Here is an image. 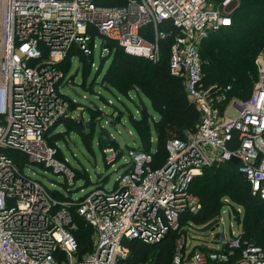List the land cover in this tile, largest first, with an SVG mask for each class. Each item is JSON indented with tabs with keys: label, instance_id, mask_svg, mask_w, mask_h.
Returning a JSON list of instances; mask_svg holds the SVG:
<instances>
[{
	"label": "built area",
	"instance_id": "built-area-1",
	"mask_svg": "<svg viewBox=\"0 0 264 264\" xmlns=\"http://www.w3.org/2000/svg\"><path fill=\"white\" fill-rule=\"evenodd\" d=\"M107 3L0 0V264H120L126 252L123 242L155 245L170 232H178L170 264H264V249L243 242L241 233L229 239L213 233L212 245L187 248L183 228L193 224L180 225L183 214L195 215L200 209L190 191L192 181L203 169L233 157L239 160L251 196L264 201V62L251 96L238 104L229 102L233 116L222 117L217 111L227 101L230 87L216 90L202 83L199 44L232 25V9L238 2ZM170 29L176 34L168 70L183 79L200 119L184 139L167 142L161 167L152 168V150L128 149V162L113 188L96 186L76 201L56 197L23 173L10 151L21 153L27 164L62 176L68 192L74 186L75 173L67 159L59 157L57 142L47 143L48 131L61 127V119L84 122L81 107L70 112V102L78 103L63 95L62 85L68 82L57 68L72 48L91 56L93 37L100 35L126 55L156 63L159 42ZM102 51L107 53V46ZM102 154L108 162L120 152L108 147ZM73 215L83 219L95 236L93 250L81 256L71 232Z\"/></svg>",
	"mask_w": 264,
	"mask_h": 264
},
{
	"label": "trees",
	"instance_id": "trees-1",
	"mask_svg": "<svg viewBox=\"0 0 264 264\" xmlns=\"http://www.w3.org/2000/svg\"><path fill=\"white\" fill-rule=\"evenodd\" d=\"M107 2L109 6L124 4V0H107ZM235 13L236 15L234 14V17H231L232 25L228 28H223L226 31L228 30L227 33L230 32L229 35L220 36L214 32L216 34L207 39L210 50L205 52V56L202 58V83L204 86L214 87L216 90L228 86L231 88L227 94L228 99L234 95L233 91L237 90L236 99L244 101L249 98V95H246V91L251 87V80L255 79V74H257L255 73L256 71L254 72L256 67L254 66V69L252 66V59L259 49H264V0H240V6ZM170 30V34L159 42L162 59L158 63L152 64L147 60L128 56L115 42L109 41V44H107V55L100 60L99 64V68L103 67L106 59L111 58V64L103 76L104 83L112 85L117 91L123 93L120 84L129 79L133 80L129 90L133 91L136 89L138 95L143 97L141 95L143 94L148 99L151 111L156 118L150 114L147 106L142 103L139 107V118L136 119L130 116V121L137 132L138 145L136 148L142 149L144 152H150L152 148L149 121L151 122L154 130L153 135L156 139V151L152 155V168L154 169L161 167L166 160L163 159L164 161L160 162L164 154L167 156V142L175 139H184L187 133L196 129L200 119L197 108L187 99L183 79L174 77L169 73L167 62L169 48L176 34L175 29ZM236 32L240 33V36H235ZM204 49L206 48L202 45L200 51ZM72 56L79 58V67H82V71L84 69L82 66L83 62L88 60L89 67L93 62V55L85 56L76 48H72L57 67L65 77L69 71ZM89 73L90 71L87 75L83 73L84 82ZM250 77L252 79H249ZM75 108L76 104L70 102V112H73ZM83 112L88 114L89 120H91L94 114L99 111L92 106H87ZM58 124L62 125L66 131L64 133H54L55 127L50 129L47 138L48 144L53 145L55 142L64 140L63 138L71 127L73 130H70L69 133L76 131L82 145L89 152H92L91 143L94 142L96 125L92 126L89 123L91 131L86 132V128L82 131L81 127L77 125V120H73L70 117L61 119ZM112 146L117 147L115 142ZM98 147L100 150L103 149L99 144ZM9 156L15 164L22 165L25 160L24 156L19 152L10 151ZM158 162L160 163L158 164ZM227 163L232 166L233 170L237 169L236 164ZM209 169L210 167H207L202 170V172L206 171L205 174L207 176L202 173L190 185V191L200 201L198 213L195 215L183 214L180 218V225L184 226L186 222H191L209 230L217 222L215 218L220 213L221 200L228 196L231 202L244 209L245 220L242 223L241 240L264 249V201L251 196L249 186L242 174L239 173L243 180L238 179V176L235 175L231 176L229 181L220 184L219 177H222L223 172L211 174ZM199 184L203 185V187L200 188ZM54 194L57 197V192ZM72 221L77 227L75 235L74 232L72 234L78 243L79 255H85L83 250L91 251L86 246L89 229L84 224L86 222L76 215H73ZM174 236H178V232L168 233L161 243L155 245H145L135 241L130 242L136 243V246L131 256L127 258L126 263L141 264L143 259L151 255L157 248V253L154 254L153 260L150 261L151 264H169L174 253Z\"/></svg>",
	"mask_w": 264,
	"mask_h": 264
},
{
	"label": "rangeland",
	"instance_id": "rangeland-1",
	"mask_svg": "<svg viewBox=\"0 0 264 264\" xmlns=\"http://www.w3.org/2000/svg\"><path fill=\"white\" fill-rule=\"evenodd\" d=\"M210 1H212L215 5H218L220 2H222V0H210ZM236 1L238 2V4L233 7L231 17H234L233 16L234 14L236 15L235 11L240 6V0H236ZM227 32L228 30L226 31L223 29L216 33H218L220 36H223L226 34L228 35L230 34V32L229 33ZM216 33L209 34L207 39H209V37H213V34ZM236 35L240 36V33L236 32L235 36ZM93 39H94L93 43L95 47L92 56L93 62L91 63L90 67L88 66V62H87L88 60H86L85 62L82 63V66L84 68L82 71V67L81 66L79 67V58L77 56H72L70 60V68L65 77V82L67 81L68 83L62 85L63 95H65L70 100L76 101V103H78L76 107H81L84 111L85 107L92 106L99 111L98 113L94 114L91 120H89L88 114L83 115L84 122L91 123L92 126L96 125L94 130V142L91 143L92 152H89L82 145L81 139L76 134V131L69 133L70 130H73L71 127L67 135H65V137L63 138L64 140L57 142L56 146L59 149V157L67 159L69 167L75 173L76 180L74 182V186L71 187L70 192H68L65 188V182L62 176H57L52 172L43 169L40 166L27 164L26 160H24L22 165H19L18 163L16 164L20 169H23V173L25 175H28L31 178L39 181L49 191L57 192V195L59 194L61 198L65 199L67 197L68 199H71L73 201H76L88 195L96 188V186H103L105 187V189L108 190L113 188L115 182L123 172L122 169L123 166H125V164L128 162V157H127L128 148H136V146L138 145V141L136 137L137 132L134 130L133 123L130 121V116L136 119L139 118L140 116L139 107L142 105V103H144L147 106L150 114L156 118V116L153 115L151 111L150 103L148 99L143 94H141L143 97L138 95V91L136 89L133 91L129 90L130 86L133 83V80L129 79L120 84V88L123 93L117 91L112 85L103 82V76L111 64L110 63L111 58L106 59V62L103 65V67L99 68V64H100V60L103 57H106L107 55L106 52L102 51V47L107 46V44H109V40L101 37L100 35H95ZM207 39L203 40L202 43L199 44V49L202 45L203 47L206 48L203 51H199L201 58L205 56V52H208V50H210ZM263 52L264 49H259L255 53L252 59V66L256 67V70H254V72L256 71L255 73L257 74H255V79H252V77L249 78L252 79L251 87L247 89L246 95L251 96V94L253 93L254 89L258 84L259 67L261 66V62H264ZM161 59H162V54H161V50L159 49V59L156 63L161 61ZM150 63L153 64V62ZM89 71H90L89 76H87V79L84 82L82 75L83 73L87 75ZM223 88L224 87L220 88L219 90ZM236 91L237 90L233 91L235 96L233 95L234 97L232 96L230 99H227V101L224 103L225 105L223 104L217 110L219 114L222 115V117L223 115L224 116L232 115V114L235 115V112L232 109H229L228 107H230L229 106L230 101H234V103L237 102L238 104L239 100L236 99L237 98ZM199 117H200V113H199ZM109 123H111L112 126ZM84 124L85 123H83L80 126L82 131L86 128ZM149 126L152 135L150 140L152 143L151 150L152 153H155L156 139L155 136L153 135L154 130L150 121H149ZM65 131H66L65 128L61 126L56 128L54 130V133H64ZM90 131L86 129V132H90ZM99 131H106L109 134V136L111 135L113 136L110 138L113 140V143L115 142V146L117 147H113L111 145L110 148L112 147L113 149L116 150L118 149V152H120V154L113 161L107 162L103 157L102 150H100V148L98 147L97 134ZM166 158L167 156L166 154H164L160 162H162V160L163 159L165 160ZM160 162H158V164ZM236 165H237V169L233 170L231 168L232 166L229 165V163L221 162L212 165V167H210L209 170L211 174L216 172H223L222 177L221 178L219 177L220 179L219 182L220 184H224L223 182L229 181L231 176L237 175L238 179L242 178L239 174L240 173L239 163ZM205 172L206 171L201 172L200 174H198V176H200L202 173L203 175L207 176ZM203 179L205 180L204 177ZM89 181L91 182V184H89ZM199 187L202 188L203 185L199 184ZM219 188H221V186H219ZM215 219L217 222L213 224L212 227L209 228V230H206L205 228H203V226H197L195 224L185 226L183 228V230H185L187 248L188 246L192 248L197 245H208V246L212 245L213 233H218V234L223 233L227 239L231 237V234L232 236L239 235L241 233V228L243 225L242 223L245 220L244 209L241 206L231 202L228 196H225V198L221 200L220 213ZM84 224L89 229L88 231L89 236H88V241L86 242V246H88L90 250H93L94 238H95L94 231L87 223ZM212 228L215 229L213 232L210 231V229ZM76 231H77V227L74 224V227L71 230V232L72 233L74 232L75 235ZM177 237L178 236H174V246H173L174 250H175V240H176L175 238ZM123 243L125 244V246L123 247L126 250L125 259L120 260V264H127L126 263L127 258L131 256V253L134 247L136 246V243H130V242H127L128 244L126 242ZM157 250L158 249L156 248L154 252L151 253V255L146 256L141 263L143 264L152 261L154 254L157 253ZM90 252L83 250V254H87Z\"/></svg>",
	"mask_w": 264,
	"mask_h": 264
},
{
	"label": "water",
	"instance_id": "water-1",
	"mask_svg": "<svg viewBox=\"0 0 264 264\" xmlns=\"http://www.w3.org/2000/svg\"><path fill=\"white\" fill-rule=\"evenodd\" d=\"M104 48L106 49V46H104ZM78 126H81L83 124L82 120H78L77 121ZM86 129H88L89 131L91 130V127L89 125V123H85L84 124ZM97 140H98V144L102 147V148H108L113 144V140L110 138L109 134L106 131H99L97 134ZM230 162L232 164H238L239 160L237 158H231Z\"/></svg>",
	"mask_w": 264,
	"mask_h": 264
},
{
	"label": "crops",
	"instance_id": "crops-1",
	"mask_svg": "<svg viewBox=\"0 0 264 264\" xmlns=\"http://www.w3.org/2000/svg\"><path fill=\"white\" fill-rule=\"evenodd\" d=\"M85 114V113H84ZM83 122V121H82ZM83 123H87V122H83Z\"/></svg>",
	"mask_w": 264,
	"mask_h": 264
},
{
	"label": "snow or ice",
	"instance_id": "snow-or-ice-1",
	"mask_svg": "<svg viewBox=\"0 0 264 264\" xmlns=\"http://www.w3.org/2000/svg\"><path fill=\"white\" fill-rule=\"evenodd\" d=\"M225 23H227V21H225Z\"/></svg>",
	"mask_w": 264,
	"mask_h": 264
}]
</instances>
